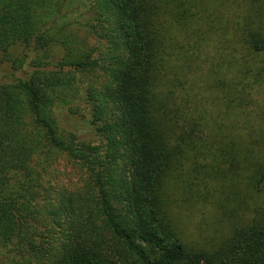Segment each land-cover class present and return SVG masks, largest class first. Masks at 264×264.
<instances>
[{
	"label": "trees",
	"instance_id": "trees-1",
	"mask_svg": "<svg viewBox=\"0 0 264 264\" xmlns=\"http://www.w3.org/2000/svg\"><path fill=\"white\" fill-rule=\"evenodd\" d=\"M198 8L195 0H0V253L8 264H264V215L209 250L187 245L166 217L165 180L202 153L229 158L233 190L264 188L253 98L264 25L256 15L233 24L231 43L244 50L227 52L229 85L223 65L206 72L241 120L207 133L208 113L191 107L183 67L165 68V39ZM94 73L99 86L82 89ZM58 158L86 178L51 194L43 174Z\"/></svg>",
	"mask_w": 264,
	"mask_h": 264
},
{
	"label": "rangeland",
	"instance_id": "rangeland-1",
	"mask_svg": "<svg viewBox=\"0 0 264 264\" xmlns=\"http://www.w3.org/2000/svg\"><path fill=\"white\" fill-rule=\"evenodd\" d=\"M67 1L74 4L83 2ZM195 2L199 6L195 14L182 28L178 27L169 32V40L165 39V68L172 71L183 67L181 82H186L185 88L193 86L194 89L191 107L206 111L209 116V125L204 131L209 133L220 126L222 133H225L231 121L241 124V120L237 118L238 113L234 116L227 113L225 94L221 96L216 85L213 87L211 79H205L206 72L216 64L223 65V74L226 76L224 83L229 85L232 70L227 52L244 50L231 43L233 24L247 19L254 20L256 15L255 21L260 20L264 25V0ZM75 16L74 13L70 17L74 19ZM82 37L89 48L105 50L102 43L95 38ZM19 50L12 49L11 52L18 53ZM259 62L260 69L264 65V56L259 58ZM260 73L259 87L255 88L253 98L257 103L255 110L259 116V133H264V71ZM101 79L100 73L86 76L81 80V88L88 84L99 86ZM181 90L183 89L177 88L176 93L179 95ZM258 116H254L253 122L257 121ZM240 129L242 130V125H239V131ZM202 154L194 159V164L184 159L177 170L165 180L161 195L167 220L184 242L192 247L209 250L216 248L235 227L246 226L257 219L258 215H264V188L261 193L249 191L248 194L241 186L233 190L229 158L220 159L214 156L211 160L210 156ZM85 178V172L65 158H58L47 165L43 174L44 184L51 194L59 189H77ZM9 259L10 256L0 253V264H8Z\"/></svg>",
	"mask_w": 264,
	"mask_h": 264
}]
</instances>
